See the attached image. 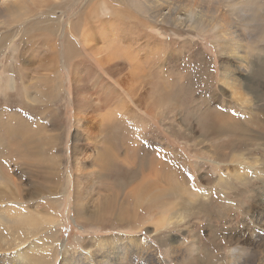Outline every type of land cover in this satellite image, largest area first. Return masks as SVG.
<instances>
[{
    "label": "rangeland",
    "instance_id": "rangeland-1",
    "mask_svg": "<svg viewBox=\"0 0 264 264\" xmlns=\"http://www.w3.org/2000/svg\"><path fill=\"white\" fill-rule=\"evenodd\" d=\"M26 1L0 15V235L20 243L27 264H231L235 245L253 251L235 264H264L248 221L264 222V51L246 47L251 64L234 71L250 98L240 105L220 82L222 63L235 62L211 20L156 22V4L145 0ZM174 1L173 16L186 14L187 0ZM195 1L201 22L211 18L207 6L226 4ZM243 34L245 46L259 36ZM225 118L231 132L210 130ZM240 138L262 164L247 183L232 178L237 166L225 168ZM221 172L244 192L218 185ZM154 178L162 188L173 179L210 191L213 201L192 196L184 207L175 196L136 194ZM11 202L29 219L18 231L7 221ZM5 246L0 261L21 264L16 246Z\"/></svg>",
    "mask_w": 264,
    "mask_h": 264
},
{
    "label": "bare ground",
    "instance_id": "bare-ground-1",
    "mask_svg": "<svg viewBox=\"0 0 264 264\" xmlns=\"http://www.w3.org/2000/svg\"><path fill=\"white\" fill-rule=\"evenodd\" d=\"M224 1L226 2V4H224L222 6L221 10H219L217 7L207 6L208 12L211 13V18L207 22H204V21L201 22V19L199 18L198 15L204 6L198 4L195 0H187L188 4H187V9L185 10L186 14L179 13V15L177 17L173 16L174 13H173L172 8L170 7L171 3L169 2V0H145V2H154L156 4L154 10L151 11V14H152L151 18H153L156 22L159 21V22L169 23V21H171V23L174 26L186 24L187 28H193L196 26L198 28V27H202V25L205 24V25H203V28H204L209 23V21L211 20V22L209 24L210 30L215 31L217 36H219V39L222 40V46H221L220 50L222 52H224V55L226 56V58L228 60H232L233 62H235L234 68H231L230 65H232V64H229V61H224V63H222V69L220 72V82L225 89L231 91V94L235 95V97H236V99L240 105H242V104L247 105L250 102V98L246 97V95L245 96L242 95L241 94L242 92H239V90H238V89H243V88H247V87L243 83L242 78H240V76H238V75H235L234 71H237V70L238 71L239 70L240 71H246V68H248L249 65L251 64L250 60L247 59V56H250V53H248L246 51L247 48H251V49H254V50H257L260 52L264 51V46H262V45L259 46L260 39L261 40H262V38L264 39V13H260L261 10L264 11V0H224ZM25 2H27V1L26 0H0V15L7 13V12H10V11L14 12L16 14V12L19 9H21V7L23 6V4ZM194 11L196 12L195 15H194ZM182 14H183V16H182ZM247 29L248 30L252 29L254 31H258L259 36L257 38H254L250 42V45L245 46L243 44V41L246 39V36L243 34V31L247 30ZM74 30H75V27H74ZM256 45H258V46H256ZM251 49L249 51H251ZM260 71H262V70H260ZM262 77H264V75ZM244 91H246V90H244ZM252 110H254V109H252ZM250 114L253 115L252 113H250ZM242 115H243V113H242ZM245 124H247V123H245ZM213 125H215V126L213 127ZM204 127H205V125H204ZM218 127H219V129L217 130ZM227 127L229 129H231V126L228 125V120L225 118V121H222V122L216 121L214 123H211L210 130L213 132L216 131L218 134H222L224 132H231V130L227 129ZM247 145H248V143L246 142V140L245 139L241 140V138H240V141H237V143L234 146V147H236L235 149L237 151L231 156L230 162L225 163L226 170H228L229 164H232L233 166H237V168L233 169L231 175H232V178H234V180L241 182V183H247L251 179H258V176L262 175V173H261L262 171L260 170V167H262V164L259 162V160H257V157H249L248 155H246V154L251 153V151H249L250 148L247 149L248 150L247 153L244 152L243 149ZM159 158L161 159V155ZM143 159H144V157L141 160L143 162H146ZM147 160H149V159H147ZM162 161H163V159H162ZM151 167H152V165H151ZM154 175H156V174H154ZM227 175L228 174L224 175L221 172V176L219 174L220 182L218 181L217 184L218 185L223 184V187H226L229 189L232 188L236 194L243 193L244 190H241V191L236 190V185H238L237 183H235V187H234V185L231 184V182H229L225 179V177ZM171 176H174V175H171ZM170 179H172V178H170ZM166 180L167 179H165V181ZM169 181H171L172 187H168V188L160 187V185H158L157 180L155 178L152 179V181H149L147 183H145L144 181L142 183L140 182L139 186L138 187L136 186L137 191H138V193H136V194H138V195H140V194H154L155 196L153 195L154 197H151V199H155V200L157 198L163 199V197L165 198L166 195L167 196L171 195L173 197L175 196L178 199H183L186 201L184 207L186 205L187 206L192 205V202L189 201L192 198V196H194V198L199 197L200 199H202L200 201L203 203H206V204L213 201L212 198L209 199L210 191H208V192L206 191V193L202 192V191H199V192L194 191L193 192V191H190L191 189L190 190L183 189L184 186L180 187L179 185H177L178 183L174 184L173 179L169 180ZM165 184H167V183H165ZM168 186H169V184H168ZM185 192L189 193V195H190V196L188 195L190 198L188 197L189 199H187V200L185 199L186 197H184V195H183V194H185ZM44 193H45V191H44ZM219 193L226 199V201L228 203L232 202L230 199L226 198L224 191H223V188L220 189ZM198 194H200V195H198ZM201 194H202V196H201ZM207 198L209 199V202L205 201V199H207ZM192 200H194V199L192 198ZM218 202L219 201H216V204H218ZM194 203H195V201H194ZM11 204L13 206H9V207L11 210H14V211L10 215V220H7V221H9V227H12L15 231H18V227L22 226L23 223L28 222L27 221L28 216L21 208L18 207L19 204H17L16 202H11ZM135 204H136V202H135ZM196 204L199 206L201 203L198 201V203L196 202ZM237 209L244 212L245 215L247 214V211L245 210L244 207H237ZM5 215H7L6 207H0V227L4 225L3 222H1V220L4 219L3 216H5ZM178 217L170 216L169 218L167 217L165 219H166L167 223L173 224V222L175 223L176 221L178 223L180 222V220L177 219ZM261 218H262L261 215H259V217L256 218L255 220H252V219L248 220L255 227L252 231V239H253L254 243L256 244V247H258L259 245H262V247H264V242H262V241H264V222H260L261 220H259V219H261ZM9 237L10 236L2 237L0 235V247L2 245H4V246L7 245V247L5 246V249H11L10 248L11 246H16V250H14L15 251L14 256L19 257L21 259V261H20L21 264H27L29 262V260H31V258L27 257V254H26V252H24V250L17 248L20 243L9 242L8 241ZM140 241L145 246L148 245L146 243V241H144L143 239H140ZM35 246L36 245H34V246L29 245V246H27V248L32 249ZM248 253L253 254V251L251 249L246 250V249H244L238 245L232 246V248L229 249V254H230V257L232 259L231 264H235L234 261L236 259L238 260V259H242V258L246 257L248 255ZM151 256H154V255H151ZM5 257H8V255H6ZM61 257L64 258L65 257L64 254H62ZM244 260H246V259H244ZM154 261L156 262V260H154ZM0 262H1V264H3L2 260ZM87 264H90V263H87Z\"/></svg>",
    "mask_w": 264,
    "mask_h": 264
}]
</instances>
